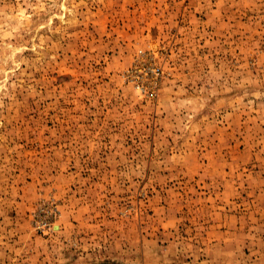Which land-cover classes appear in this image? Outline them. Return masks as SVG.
<instances>
[{"label": "rangeland", "instance_id": "374dc122", "mask_svg": "<svg viewBox=\"0 0 264 264\" xmlns=\"http://www.w3.org/2000/svg\"><path fill=\"white\" fill-rule=\"evenodd\" d=\"M0 264H264V0H0Z\"/></svg>", "mask_w": 264, "mask_h": 264}, {"label": "built area", "instance_id": "2783aa9c", "mask_svg": "<svg viewBox=\"0 0 264 264\" xmlns=\"http://www.w3.org/2000/svg\"><path fill=\"white\" fill-rule=\"evenodd\" d=\"M133 71H134V69H133ZM159 71H160V69L159 68H157V69H153V72H154V76H158V74H160L159 73ZM137 78L138 77H136V81H137ZM140 86V85H139ZM142 89H144V90H148V84L144 81L143 83H142V87H141Z\"/></svg>", "mask_w": 264, "mask_h": 264}]
</instances>
